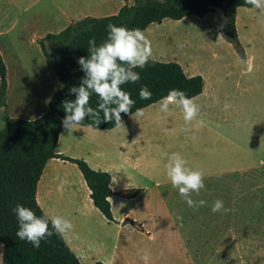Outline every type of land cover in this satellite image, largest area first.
Wrapping results in <instances>:
<instances>
[{
    "label": "crops",
    "instance_id": "crops-1",
    "mask_svg": "<svg viewBox=\"0 0 264 264\" xmlns=\"http://www.w3.org/2000/svg\"><path fill=\"white\" fill-rule=\"evenodd\" d=\"M98 1L0 0V54L6 66L10 117L33 119L46 111L60 83L46 66L37 40L81 17L102 16L96 13ZM116 1L104 15L115 13L123 4V0ZM235 24L244 55L232 49L229 57L219 58L218 67L200 73L202 91L191 97L200 110L190 123L185 122L181 108L170 106L167 113L161 112V99L142 108L144 115L138 121L130 115L119 128L77 125L69 132L61 123L57 153L84 159L91 168L108 172L113 192L137 189L133 197L118 194L108 198L114 217L108 221L93 205L75 163L54 157L46 161L36 201L49 216L62 215L72 222L73 230L63 238L81 262L92 256L91 262H83L117 263V239L106 230L113 226L132 228L153 239L165 231L170 234L168 241L184 247L174 216L179 202L185 200L167 177L172 153H180L189 167L204 172L201 193L226 183L228 177L264 168V11L239 6ZM29 73H34L32 80L37 78V93L31 98L26 91ZM28 103L35 104L31 115L26 111ZM2 114L0 107V128ZM125 218L140 224L143 231L123 224Z\"/></svg>",
    "mask_w": 264,
    "mask_h": 264
},
{
    "label": "trees",
    "instance_id": "trees-1",
    "mask_svg": "<svg viewBox=\"0 0 264 264\" xmlns=\"http://www.w3.org/2000/svg\"><path fill=\"white\" fill-rule=\"evenodd\" d=\"M239 6H250L245 0H123L119 9L104 16H84L70 22L56 33H47L37 40L46 66L50 68L60 83L48 101L46 111L33 119L10 117L6 104V66L0 54V107L3 110V127L0 128V243L2 244V264H86L80 261L63 237L52 235L41 241L40 247H34L16 235L19 222L13 209L17 204L30 208L37 216L44 215L36 201L37 183L50 158H60L75 163L81 172L93 205L108 220L114 221L109 197L121 194L133 197L137 189L113 192L110 188L111 176L103 170H95L81 158H72L57 153L55 146L58 140L62 119L66 113L63 108L65 100H74L75 94L70 88L79 86L85 73L78 64L80 57L89 55V40L95 39L97 45L108 37L107 25L127 26L129 29L145 30L152 23H161L164 19L179 20L187 15L204 17L207 13L219 8L222 12V37L232 45L241 56L244 47L238 37L235 18ZM140 74L136 83H126L122 89L131 94L135 101L132 112L144 108L166 96L171 89H179L188 97L202 91L203 78L200 74L187 75L176 61L150 59L144 68H135ZM147 86L152 96L143 100L139 96L142 87ZM100 100L92 94L89 106L98 108ZM122 119L128 114L122 113ZM100 118L103 119L101 112ZM95 129L115 127V122H102L96 126L86 117L79 124ZM124 223L142 230L137 222L125 218ZM92 264H104L95 261Z\"/></svg>",
    "mask_w": 264,
    "mask_h": 264
},
{
    "label": "rangeland",
    "instance_id": "rangeland-1",
    "mask_svg": "<svg viewBox=\"0 0 264 264\" xmlns=\"http://www.w3.org/2000/svg\"><path fill=\"white\" fill-rule=\"evenodd\" d=\"M104 1H98V15L110 13L107 11L117 5L116 0ZM222 21V12L217 9L204 17L167 18L143 31L152 43L153 59L176 61L187 75H196L218 67L219 58L229 57L233 51L221 35ZM32 74L26 81L30 98L37 93V78L32 80ZM34 105L28 103V115L33 113ZM209 190L192 195L195 201H205L203 206L190 208L186 201L179 202L174 219L180 227L183 248L168 241L170 234L165 231L153 239L132 228H107L117 239L116 264H264V168L228 177L226 183ZM217 199L223 200L231 211L213 212L212 205ZM145 254L149 257L147 261L142 259ZM1 255L0 243V264ZM91 258L87 256L83 261L91 262Z\"/></svg>",
    "mask_w": 264,
    "mask_h": 264
},
{
    "label": "clouds",
    "instance_id": "clouds-1",
    "mask_svg": "<svg viewBox=\"0 0 264 264\" xmlns=\"http://www.w3.org/2000/svg\"><path fill=\"white\" fill-rule=\"evenodd\" d=\"M246 4L264 11V0H245ZM107 39L97 45L96 40H89L87 57H80L78 64L85 75L81 78L79 86L70 88V93L75 94L74 100H65L63 108L66 113L62 124L69 132L81 124L86 117L90 118L96 126L102 122H115V127L124 125L122 113L133 116L135 120L143 117L144 110L137 108L132 112L135 101L131 94L122 89L126 83H136L140 74L135 68H144L153 57V48L150 39L140 28L129 29L127 26H117L109 23L107 26ZM92 94L99 97L97 109L89 106ZM143 100L151 99L152 93L147 86L139 91ZM170 106L181 108L186 123H190L199 114V105L188 97L184 91L171 89L159 101V110L167 113ZM227 107V105H226ZM101 112L103 119L100 118ZM92 125L90 124L89 127ZM167 177L172 186L178 189L180 196L190 208H198L205 201H195L192 193L199 194L205 187L204 172L188 166V161L180 153H172L166 165ZM213 212H229L231 209L224 206V201L217 199L212 205ZM19 222L16 235L20 240L30 242L39 248L41 241L59 235L67 237L74 228L72 222L65 216H49L47 213L37 216L33 210L17 204L13 209ZM145 254L142 259L148 260Z\"/></svg>",
    "mask_w": 264,
    "mask_h": 264
}]
</instances>
